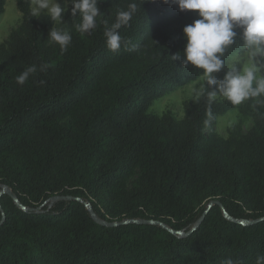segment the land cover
I'll list each match as a JSON object with an SVG mask.
<instances>
[{"label": "trees", "instance_id": "trees-1", "mask_svg": "<svg viewBox=\"0 0 264 264\" xmlns=\"http://www.w3.org/2000/svg\"><path fill=\"white\" fill-rule=\"evenodd\" d=\"M31 3L17 0L21 24L0 45V184L26 209L54 196L83 203L25 211L0 194V264H256L264 219L238 224L213 205L191 234L169 231L189 232L211 201L238 222L264 218V103L254 105L241 139L214 133V117L235 106L210 100L214 85L185 104L181 122L147 113L153 100L203 75L172 59L183 56L182 29L197 12L171 0H98L96 27L85 33L70 4L58 22L32 17ZM131 4L132 19L118 29L121 47L111 51L104 33ZM51 28L71 35L66 51ZM241 49L238 39L224 60ZM84 203L103 222L147 220L169 230L107 227Z\"/></svg>", "mask_w": 264, "mask_h": 264}, {"label": "clouds", "instance_id": "clouds-1", "mask_svg": "<svg viewBox=\"0 0 264 264\" xmlns=\"http://www.w3.org/2000/svg\"><path fill=\"white\" fill-rule=\"evenodd\" d=\"M168 3L169 0H163ZM32 17H39L45 12L50 21L62 22V16L71 5V15H79L81 23L77 28L89 32L96 27V17L100 14L98 0H68L64 6L59 0H32ZM179 11L194 10L198 18L182 29L185 44L183 56L174 54L172 59L202 70L205 86L215 85L216 90L208 92L209 99L223 96L233 105H239L249 98L264 95V76L258 75L264 68V0H171ZM136 11V5H129V10L120 11L111 27L104 35L106 47L116 51L121 47L118 29L127 24ZM48 36L59 44L61 51H66L71 42V35L66 31L50 29ZM247 52V64L241 70L238 61L228 66L223 79L217 80L214 73L225 67L226 49L237 43ZM40 71H46L47 65H41ZM37 71L36 66H29L16 77V82L23 85L29 76ZM44 84L43 80L39 81ZM204 88L196 92L199 96ZM259 103V101H258ZM210 115V113H209ZM225 264H238L232 259ZM256 264H264V255L256 257Z\"/></svg>", "mask_w": 264, "mask_h": 264}, {"label": "rangeland", "instance_id": "rangeland-1", "mask_svg": "<svg viewBox=\"0 0 264 264\" xmlns=\"http://www.w3.org/2000/svg\"><path fill=\"white\" fill-rule=\"evenodd\" d=\"M16 2L17 0H6L4 12L0 15V45L4 44L9 39L10 33L21 24L22 15L17 9ZM32 7L33 3H31L30 8ZM41 14L46 13L42 12ZM237 61L239 62L237 66L241 70L247 64V52L243 48L225 60V67L223 69L214 73L217 80L223 79L228 66ZM204 85L203 75L193 82L184 83L166 95L153 100L147 109V113L159 118L168 116L176 122H181L184 119L185 104L194 101L198 97L196 92L200 91ZM214 90H216L215 85ZM215 99L218 101L225 100L221 95H217ZM258 101L263 104L264 95L249 98L241 104L235 105L233 109L216 115L214 117V124L212 125L214 133L223 139H229L230 137L241 139L245 137L253 126L252 109ZM5 189L6 187L0 184V194ZM47 205L48 202L42 208Z\"/></svg>", "mask_w": 264, "mask_h": 264}, {"label": "water", "instance_id": "water-1", "mask_svg": "<svg viewBox=\"0 0 264 264\" xmlns=\"http://www.w3.org/2000/svg\"><path fill=\"white\" fill-rule=\"evenodd\" d=\"M1 194H8L12 200L18 205V207L22 208L23 210L25 211H40L42 209V207L44 206L45 203H49L48 206H50L52 203L56 202V201H60V200H76V201H79V202H82V200L80 199H77V198H73V197H70V196H54V197H51L49 198L46 202H44L42 205L38 206L36 209H26L24 207H22L18 201H17V198L16 196L6 187V189L1 193ZM85 206L87 207L89 213L91 214V217L99 224L101 225H104V226H107V227H116V226H120V225H127V224H144V225H158V226H162L161 223L159 222H154V221H147V220H136V219H128V220H124V221H121V222H112V223H109V222H103V221H100L93 213L92 209H91V206L88 204V203H84ZM213 205H218L221 210H222V213L224 215V217L229 220V221H232V222H235V223H238V224H252V223H255V222H258V221H261L263 220L264 218L262 219H259L257 221H236L234 219H232L231 217H229L224 208L222 207V205L217 202V201H211L209 204H208V207L206 209V211L203 213V215L200 217V219L197 221L196 225L187 233L181 231V232H176V231H172V230H169L167 229L165 226H162L163 228L169 230L172 234L174 235H177V236H180V237H184L188 234H191L198 226L199 224L202 222L205 214L208 212V210L211 208V206Z\"/></svg>", "mask_w": 264, "mask_h": 264}]
</instances>
